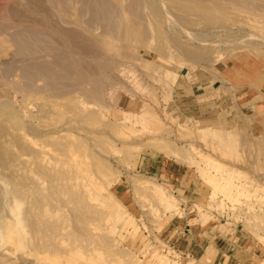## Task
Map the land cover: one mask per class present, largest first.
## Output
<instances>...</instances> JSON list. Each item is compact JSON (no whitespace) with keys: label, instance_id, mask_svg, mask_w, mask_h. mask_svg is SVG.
Segmentation results:
<instances>
[{"label":"rangeland","instance_id":"374dc122","mask_svg":"<svg viewBox=\"0 0 264 264\" xmlns=\"http://www.w3.org/2000/svg\"><path fill=\"white\" fill-rule=\"evenodd\" d=\"M0 264H264V0H0Z\"/></svg>","mask_w":264,"mask_h":264},{"label":"crops","instance_id":"0c3cea01","mask_svg":"<svg viewBox=\"0 0 264 264\" xmlns=\"http://www.w3.org/2000/svg\"><path fill=\"white\" fill-rule=\"evenodd\" d=\"M177 229L180 230L179 227ZM179 234H180V236H178L176 242L179 243V246L182 248L183 253H185V252L188 253L189 252V254L195 255V254H198L199 252L202 251L203 247H202L201 244L198 243V241L196 239L197 236H200V235L191 234V233H189V234L188 233H184L183 234V232H179Z\"/></svg>","mask_w":264,"mask_h":264}]
</instances>
